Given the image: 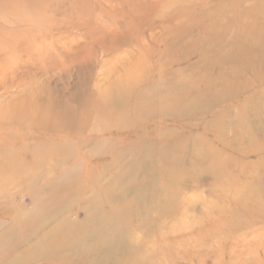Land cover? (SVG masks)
<instances>
[{
	"label": "rangeland",
	"instance_id": "obj_1",
	"mask_svg": "<svg viewBox=\"0 0 264 264\" xmlns=\"http://www.w3.org/2000/svg\"><path fill=\"white\" fill-rule=\"evenodd\" d=\"M223 5L227 11L220 15ZM261 39L264 0H0V50L9 51L10 61L6 75L0 72V264L11 256L12 243L62 199L69 207L11 259L45 238L63 239L50 254L67 249L58 261L32 264H94L104 256L125 262L126 243H143L146 226L160 224L163 234L155 228L146 241L147 264L151 257L158 264L161 254L166 264H264V220L239 206L240 196L256 198L257 186L264 187V153L241 158L222 152L216 157L222 167L212 168L207 156L199 168L204 173L196 167L189 173L199 138H211L204 123L226 140H238L242 127L261 138ZM247 63L256 64L251 69ZM219 75L230 76L236 91L249 84L202 118L139 124L130 110L116 126L120 112L103 117L95 106L99 92L125 79H140L131 103L149 86L151 98L165 92L170 98L178 88L202 90L204 79ZM220 112L219 125L213 124L212 114ZM160 130L162 139L154 134ZM243 147L252 148L246 136ZM7 161L12 166L3 171ZM165 202L166 222L158 209ZM258 216L264 217V205ZM164 237L166 251L159 247Z\"/></svg>",
	"mask_w": 264,
	"mask_h": 264
},
{
	"label": "bare ground",
	"instance_id": "obj_2",
	"mask_svg": "<svg viewBox=\"0 0 264 264\" xmlns=\"http://www.w3.org/2000/svg\"><path fill=\"white\" fill-rule=\"evenodd\" d=\"M237 9L238 8L235 7V10H237ZM217 11H218V14L220 13V15H223L227 11L226 5H223L222 7L218 6ZM257 41H259V39H257ZM261 43L264 44V39L260 40V44ZM18 46L19 45H17V48H18ZM253 48L254 47H252V49ZM252 49L250 50V54L251 55L256 54V52L254 51L256 49H254V50H252ZM260 54H261L260 57L262 58V61H263L264 60V48L261 49ZM8 55H9V51L7 49L0 50V62H2V63L5 62L4 65L0 68V72L1 71L3 72L2 75H6L5 72L8 70V68H6V66H5L6 63L10 62L8 59ZM255 64L256 63H247L246 68L250 67L252 69L255 66ZM229 77L227 78V77H223V76L219 75L218 77L213 78L212 80L204 79V81H202V82H204L202 90H198V91L192 90L190 93L189 92L185 93V92L181 91L180 88H178L179 92H177V94L174 97H172V96L171 97L169 96L170 98L166 97V92H165V94L162 93L161 96L158 95V96H160V98H157V100H156V97L151 98V95L154 92V87L149 86V87H146L140 94L136 95V97L130 103L131 94H133V92L137 89L136 88L137 83L140 82V79L135 77V78L131 79L130 81H129V79L123 80V82L118 83L116 85V88H113L112 90H109V91L104 90V91L99 92L94 97L95 98L94 101L96 103L95 106H96L98 113L101 114L103 117H105V116L113 117V115L117 111L121 113L115 119V125L116 126L122 125V120L125 117V114L128 113L130 110L132 112H134V114H135V117H134L135 123L140 124V123H143L149 119L153 123H156V124L159 123V125H161V126L163 124H166V121H168V120L180 123L181 121H185V120L205 117L208 113H211L212 109L214 107H216L217 105H221V104L229 101L231 98H235V97H237V95H240L242 93V91L244 90V88L249 84L247 82L246 83L247 85L243 86L242 87L243 89H239V91H236V89L233 90V88L228 84L230 82ZM218 85H222L224 87L223 91L219 94V96L216 95V93H213L214 87L218 86ZM42 87H43V85H42ZM72 95H74V94H72ZM246 101H248V100H246ZM249 101H250V99H249ZM244 106H245V102L240 104V108L242 110H243ZM221 115H222V112L212 114L211 117L213 120V124L215 123L216 125H219ZM260 117H261V115L260 116L259 115L254 116L255 123L258 121L260 122V119L262 118V117L261 118ZM209 124L204 123L202 125V130L207 132L211 136V138H210L211 141L208 140L207 142L204 143V141H202V140H205V139L201 135L202 139L199 138V140H201L200 143H197V144L195 143L196 145H195L194 152H195V158L196 159L192 162L193 168L190 170L189 173L196 172L195 167H196V170L199 169L200 165L202 163H204L207 156L212 157L211 158L212 159V168L216 169L217 167H222L224 165V163H222L221 160L216 158L222 152H230V153L234 154V156H239L241 158H245V157H247V155L260 156L262 153H264V123H262V125L260 124L259 127L256 126L257 127L256 130H260L259 136H261V138L258 136L255 137L254 135H253V137L250 136L249 133L250 132L252 133L251 128H247L248 134H246V132L242 131L244 129V127H242L241 132H240V137L238 140H235V139L226 140V139H224V133L220 132V130L218 128H211V129L207 128ZM190 126H191V124H183L184 129L189 128ZM76 128H78V130L75 132H78V133L82 132L81 129H83V128L81 126H78ZM49 129H51V128H49ZM154 134H156V136L160 137L161 139H162L161 135H164L163 130H160L159 132L157 131V133H154ZM245 136H246L247 141L249 143H251V145H252V148L250 149L249 152H245V149L243 147V141H244ZM259 138L262 140H259ZM234 140H235V142H234ZM165 143H166V141H165ZM214 143H217L219 145L220 150L215 149V146H213ZM141 146H142V142L137 141L135 144V148H137L138 153H140L142 151ZM204 148H207V151H208L207 153L205 152V154H203L201 152L202 149H204ZM23 150H24V148H23ZM49 150H51V149H49ZM22 152L23 151H21V153ZM49 152L52 153V151H49ZM54 152H55V150H54ZM59 152H60V154H62L63 156H66V157H70L73 154L70 151H65V152L59 151ZM59 152L56 151L55 154H59ZM196 153H202V154L199 155ZM4 155H6L7 157L9 156V154H7V153ZM11 157H13V156L11 155ZM4 159H5V157H4ZM231 160H233V159L231 158ZM228 164H230L229 161H228ZM10 166H12V165H8V161H7V163H5L1 168L3 171H5V170L7 171L10 168ZM19 168L21 169V167H19ZM22 168L23 169H21V170H25L26 167H22ZM215 169H213V171H215ZM18 170L19 169L17 166V170H15V171L17 172ZM199 172L204 173L201 169H199ZM179 173H186V172L180 171ZM163 174H164V176H166L165 170H163L162 175ZM214 174H216V173H211V175H214ZM196 176H199V173ZM257 180L259 182H261V180H259V178H257ZM256 189H257L256 191L258 192V194H260L258 197L255 198V196H253V194H249L248 196H245V195L240 196L242 201H241V204H240V202L238 204H240L239 206H242V209H244V211L246 213H248L252 217L255 216L256 218H260L263 221L264 217L258 216V215H260V210L264 205V187H262L259 184ZM65 201H66L65 199H62L61 202H63V203L58 202L57 206L53 210L54 213L52 212V215L45 217L44 221L42 220L37 224L29 226L30 228L28 229L27 234L24 235L22 238L14 241L12 243V245L10 247L11 256L20 248L21 245H27L28 243H30L31 240L29 239V237L37 234V232L45 225L46 222H48L49 220L56 219L57 215L59 213L64 212L69 207V204L65 203ZM60 204H63V205H60ZM158 209H159L160 215L162 216V218L166 222V210H167L166 209V202L164 204L163 203L159 204ZM98 214H96V215H98ZM95 217H97V216H95ZM92 218H94V217H92ZM92 218L89 219L90 222H93ZM89 221H87V222L89 223ZM19 223H22V222L19 221ZM60 223L62 225L67 224V222H65L64 218L62 219V221ZM148 223H151V222L149 221ZM59 227H63V226L58 225L57 229H55L56 232H57ZM155 228H156V230H155ZM154 230L157 231V233L161 232V234H163L162 233L163 228L160 226V224L148 225V226H146V228L143 231L147 237V238H145L143 243H138L137 245H134L131 242L126 243V247H125L126 249L125 250L127 251L129 258L125 262L123 260H118V259H116V260L109 259V257L104 256L103 258L101 257V259H102L101 261L98 260V262H95V263L91 262V263H94V264H147V255H145L144 253L147 252V249L149 246H147L146 241H148L149 240L148 238L151 237V235H153ZM131 235L132 234L127 235L125 240L128 241V239H130ZM125 240L123 242H125ZM47 241H48V239H45V238L41 239L40 242L32 244L31 247L29 248V250L24 252V255H22L20 258L14 260V259H11V256H10L8 258V260L4 261L2 264H32V263L38 262V261L54 262V261H58L59 259H62L61 253L64 250H66L67 248H63V250L61 252L56 251L54 254H52V253L50 254L49 252L55 248L54 246H55L56 241H57V244H60L63 242V239H62V241H60L58 239H53L49 242H47ZM120 242H122V241H120ZM115 245H119V243H116ZM159 247H161L164 251H166V237L161 238L159 240ZM113 249H114V247L111 246V248H109L108 251L109 252L113 251ZM134 252H140L138 257L134 256ZM161 253H163V251H161ZM142 254H144V255L141 257L140 255H142ZM145 257H146V259H143ZM78 263H80V262L78 261ZM148 263L149 264H156L154 262L153 257H151V259L148 260ZM158 264H166V254H161Z\"/></svg>",
	"mask_w": 264,
	"mask_h": 264
}]
</instances>
